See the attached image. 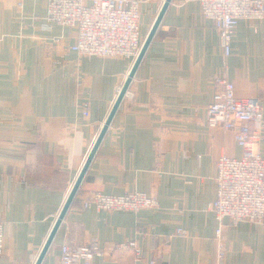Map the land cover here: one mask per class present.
<instances>
[{"label":"crops","instance_id":"crops-1","mask_svg":"<svg viewBox=\"0 0 264 264\" xmlns=\"http://www.w3.org/2000/svg\"><path fill=\"white\" fill-rule=\"evenodd\" d=\"M17 1L0 0V264L36 261L133 63L78 54L70 49L75 27L47 26V0ZM163 1H142L141 36ZM230 48L226 74L235 94L264 104V17L240 19ZM222 62L219 34L199 3L170 0L44 263L56 262L63 244L95 238L102 253L92 264H215L214 162L242 153L231 131L206 123ZM258 147L264 157V132ZM131 190L154 195L157 206H81L91 191ZM223 222V264H264V224Z\"/></svg>","mask_w":264,"mask_h":264},{"label":"built area","instance_id":"built-area-1","mask_svg":"<svg viewBox=\"0 0 264 264\" xmlns=\"http://www.w3.org/2000/svg\"><path fill=\"white\" fill-rule=\"evenodd\" d=\"M197 1L202 14L211 20L219 34L223 57V75L215 80L221 87L213 93V101L207 106L206 122L209 127L231 131L236 144L242 149L240 157L223 154L214 162L215 197L208 207L217 220L213 236L215 264H223L227 251L224 219L227 218L231 224L240 221L264 224V157L258 147L264 132V106L257 98H237L234 83L226 74V58L231 52L230 41L238 20H261L264 17V0ZM140 3L142 0H47L46 13L53 12L55 20L46 16L45 19L48 27L57 24L76 28L70 49L80 55L131 57L133 61L142 43L138 31ZM21 5L19 0L18 6ZM102 6L105 10H101ZM61 16L73 19L68 22ZM85 21L94 24V27L91 30L90 26L84 27ZM100 22L105 26L116 25L118 29L98 30ZM79 106L82 114L88 115L87 103H80ZM91 205L97 211L137 212L141 208H154L157 202L153 195L137 190L122 195L91 191L83 197L81 206L86 208ZM176 232L183 233L182 229ZM4 233L5 222L0 218V253L4 250ZM133 243L130 241L126 245L137 256L140 251ZM101 253L99 242L91 238L76 247L61 245L56 262L41 264H92L93 257Z\"/></svg>","mask_w":264,"mask_h":264},{"label":"water","instance_id":"water-1","mask_svg":"<svg viewBox=\"0 0 264 264\" xmlns=\"http://www.w3.org/2000/svg\"><path fill=\"white\" fill-rule=\"evenodd\" d=\"M169 2H170V0H164L163 1L150 30L146 33L144 40H143V43H142V46H141L140 50L138 51L136 57L133 60V63H132V66L128 72V75H127L126 79L124 80V82H123V84H122V86H121V88L117 94V97H116V99H115V101H114V103L110 109L108 116L106 117V119H105V121L101 127L100 132L98 133L93 145L91 146V148H90V150H89V152L85 158V161H84V163H83V165H82V167H81V169H80V171H79V173H78V175H77V177H76V179H75V181H74V183H73V185H72V187L68 193V196H67L62 208L60 209V211L56 217L54 225H53V227L49 233V236L47 237V239H46L36 261L34 262V264H41V262L43 261V257H44V255H45V253H46V251H47V249H48V247L52 241V238H53L62 218L64 217L67 209L69 208L73 198L76 195L78 187H79L81 180L84 176V173H85L90 161L92 160L94 153H95L102 137L104 136V134H105V132H106L113 116H114L115 111L117 110L122 98L124 97V95L126 93V90L129 87V84H130V82L134 76V73H135V71H136V69H137V67H138V65H139V63H140V61L144 55V52H145L148 44L150 43L152 37L155 34V31H156V29H157V27L161 21V18L163 16Z\"/></svg>","mask_w":264,"mask_h":264},{"label":"rangeland","instance_id":"rangeland-1","mask_svg":"<svg viewBox=\"0 0 264 264\" xmlns=\"http://www.w3.org/2000/svg\"><path fill=\"white\" fill-rule=\"evenodd\" d=\"M19 1V0H18ZM18 1H17V6H18ZM143 1V0H142ZM189 1V0H188ZM195 1H197V0H195ZM198 2V1H197ZM199 3V2H198ZM140 5H141V3H140ZM200 5V4H199ZM19 7V6H18ZM200 9H201V7H200ZM101 10H105V7L104 6H102L101 7ZM159 11V10H158ZM158 13V12H157ZM157 13H156V15H157ZM60 14V13H59ZM156 15H155V17L153 18V20H152V22H151V24H150V26H149V28H148V31L150 30V28H151V26H152V24H153V22H154V20H155V18H156ZM45 16L47 17V18H49V19H54L55 20V16H54V14H53V12H51V14H49V12L48 13H46L45 14ZM62 18H64L63 16H61ZM139 17H140V7H139ZM205 17V16H204ZM206 18V17H205ZM45 19V18H44ZM64 19H66L68 22H71L72 21V19L73 18H70V17H65ZM208 19V18H207ZM250 19H252V18H250ZM46 20V19H45ZM62 20V19H61ZM61 20H59V21H61ZM210 20V19H209ZM252 20H254V19H252ZM211 21V20H210ZM239 21V20H238ZM238 23V22H237ZM213 25V24H212ZM83 26L84 27H89L90 26V30L94 27V24H92V23H89V22H84L83 23ZM236 26H237V24H236ZM236 26H235V28H236ZM214 27V26H213ZM215 28V27H214ZM235 28H234V30H235ZM76 29V28H75ZM118 29V27L116 26V25H110V26H105L104 25V23L103 22H100V25H99V28H98V30H117ZM234 30H233V32H234ZM138 31H139V19H138ZM147 31V32H148ZM140 33V32H139ZM146 35V34H145ZM145 35L144 36H142V38H141V40H142V43H143V40H144V37H145ZM142 43H141V45H140V48H141V46H142ZM219 45H220V37H219ZM71 46V45H70ZM140 50V49H139ZM86 52H88L87 51V49L85 50ZM220 52H221V47H220ZM89 56H93V55H89ZM221 56H222V54H221ZM229 56V55H228ZM136 57V56H135ZM126 58H131V57H126ZM222 64H223V62H222ZM128 75V74H127ZM127 77V76H126ZM218 78V77H217ZM217 78H215L214 80H216ZM126 79V78H125ZM214 83H216L217 84V88L215 89V91L216 90H218L220 87H221V85L219 84V83H217L216 81H214ZM122 86V85H121ZM121 88V87H120ZM234 89H235V87H234ZM120 90V89H119ZM128 90V89H127ZM127 90H126V92H127ZM214 91V92H215ZM119 92V91H118ZM213 92V93H214ZM234 92H235V90H234ZM126 94V93H125ZM125 96V95H124ZM235 96L237 97V98H244V99H247V98H255V97H252V96H247V97H240V96H237L236 94H235ZM212 101H213V94H212V99H211V101H210V103H212ZM209 103V104H210ZM261 103V102H260ZM208 104V105H209ZM207 105V106H208ZM262 105L264 106V104L262 103ZM207 106H206V109H207ZM109 114V113H108ZM85 116V115H84ZM87 116V115H86ZM108 116V115H107ZM206 119H207V110H206ZM207 121V120H206ZM207 123V122H206ZM208 125V124H207ZM108 129V128H107ZM100 130H101V128H100ZM100 130H99V132H100ZM98 132V133H99ZM98 135V134H97ZM97 137V136H96ZM96 139V138H95ZM95 141V140H94ZM94 143V142H93ZM93 143H92V145H93ZM89 152V151H88ZM88 154V153H87ZM242 154V153H241ZM221 155H223V154H221ZM221 155H219L216 159H215V161L221 156ZM87 156V155H86ZM241 156V155H240ZM86 158V157H85ZM84 161H85V159H84ZM84 163V162H83ZM132 192H134V191H136V190H131ZM131 191H127L128 193H130ZM140 192H143V191H140ZM126 193V192H125ZM105 194H108V193H105ZM122 194H124V193H122ZM122 194H111V195H122ZM152 195V194H151ZM154 196V195H153ZM155 197V196H154ZM74 199V198H73ZM82 199L83 198H81V200H80V202L82 201ZM156 199V198H155ZM73 201V200H72ZM156 202H157V200H156ZM72 203V202H71ZM141 209H145V208H141ZM112 211H115V210H112ZM126 211V210H125ZM3 220V219H2ZM5 227H6V223H5ZM182 231H183V233H181V234H185V231L182 229ZM175 234H180V233H177V232H175ZM169 237H171V235H169L168 236V238ZM4 240H5V233H4V235H3V238H2V242H3V245H4ZM130 241H133L134 243V245H135V247L136 248H138V250L140 251V249H139V247L136 245V242L134 241V240H128L126 243H128V242H130ZM126 243H125V247H127V245H126ZM130 250V249H129ZM132 252V251H131ZM132 254L133 255H135L134 254V252H132ZM60 256V255H59ZM141 256V251H140V254L139 255H137V256H134V257H140ZM43 262V261H42ZM41 262V263H42ZM149 263L150 264H154L155 262H154V260L153 259H150V261H149Z\"/></svg>","mask_w":264,"mask_h":264}]
</instances>
